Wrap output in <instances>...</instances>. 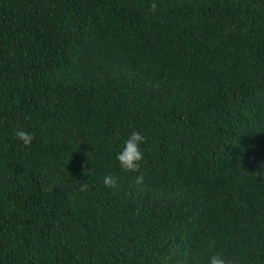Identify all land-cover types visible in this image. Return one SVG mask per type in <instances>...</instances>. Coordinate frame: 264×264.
<instances>
[{
  "label": "trees",
  "instance_id": "1",
  "mask_svg": "<svg viewBox=\"0 0 264 264\" xmlns=\"http://www.w3.org/2000/svg\"><path fill=\"white\" fill-rule=\"evenodd\" d=\"M213 255L264 264V0H0V264Z\"/></svg>",
  "mask_w": 264,
  "mask_h": 264
},
{
  "label": "clouds",
  "instance_id": "2",
  "mask_svg": "<svg viewBox=\"0 0 264 264\" xmlns=\"http://www.w3.org/2000/svg\"><path fill=\"white\" fill-rule=\"evenodd\" d=\"M155 8L156 5L152 4L150 10L154 12ZM15 136L24 146H30L34 138L32 133L23 129L17 130ZM146 140V136L141 135L137 131H133L124 141L122 150L116 155V160L123 173H137L133 180L135 185H143L145 181L144 174L141 172V163L145 160V156L140 146L144 144ZM103 183L104 186L109 189H116L118 187L117 179L113 176H105ZM87 188L88 184H84L81 186L80 190L85 191ZM209 264H232V261L225 260L218 255H213L210 258Z\"/></svg>",
  "mask_w": 264,
  "mask_h": 264
}]
</instances>
